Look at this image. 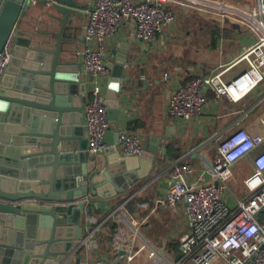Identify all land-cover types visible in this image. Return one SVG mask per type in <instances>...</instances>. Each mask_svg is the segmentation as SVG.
Here are the masks:
<instances>
[{
    "label": "water",
    "instance_id": "water-1",
    "mask_svg": "<svg viewBox=\"0 0 264 264\" xmlns=\"http://www.w3.org/2000/svg\"><path fill=\"white\" fill-rule=\"evenodd\" d=\"M53 1L62 17L53 15L61 29L51 33L57 44L49 51L48 42L33 46L34 33L23 29L32 0H0V55L6 48L12 53L0 86V264H80L83 220L102 217L129 196L121 179L131 186L150 181L160 154L168 152L162 138L151 136L142 155H121L111 130L102 153L88 151V133L80 126L86 88L80 75L66 74L69 65L61 60L64 44L71 42L70 17H81L88 5ZM126 54L121 49L110 65L111 123L121 114L117 94L127 76ZM82 131L85 137L78 140Z\"/></svg>",
    "mask_w": 264,
    "mask_h": 264
},
{
    "label": "built area",
    "instance_id": "built-area-1",
    "mask_svg": "<svg viewBox=\"0 0 264 264\" xmlns=\"http://www.w3.org/2000/svg\"><path fill=\"white\" fill-rule=\"evenodd\" d=\"M41 0H32L35 6ZM180 0H96L88 11L84 27V44L76 51L87 76L89 98L83 109L84 126L88 133V151L93 155L102 153L107 147L106 136L111 130L109 107L105 89L110 81L107 65V42L114 37L123 24L132 21L139 40L154 43L159 35L173 26L177 20L175 7ZM223 6V23L231 16L241 20L258 37L257 42L244 49L242 57L222 64L209 76L198 75L174 92L168 108V115L177 120L190 121L203 113L206 93L213 91L217 99L227 97L240 101L264 81V0H204ZM55 1L47 2L54 5ZM190 8V7H187ZM221 20V19H220ZM240 24V23H239ZM12 58L6 48L0 55V86ZM242 61L248 68L226 81L224 75ZM165 79L169 74H165ZM146 79V76H143ZM118 147L121 155L140 156L144 152L143 140L137 133L126 129L118 130ZM116 145V146H117ZM259 142L239 124L231 126L219 138L217 154L208 170L210 180L201 178L191 181L195 166L178 158L170 170V184L163 198L155 201L157 206L178 209L185 206L187 230L179 237L181 255L174 263L168 264H264V150L253 152ZM250 158L253 172L242 182L243 197L232 191L237 185L235 167L243 159ZM228 191L233 194L232 202ZM113 207L106 217L91 227L88 235L81 240L84 244L95 245V236L104 223L119 218L130 226L117 227L112 237L113 250L122 254L128 262L133 260L137 230L131 228L134 214L128 203ZM151 201L137 202L135 207L148 209ZM124 215V216H123ZM87 264H113L103 259Z\"/></svg>",
    "mask_w": 264,
    "mask_h": 264
},
{
    "label": "crops",
    "instance_id": "crops-1",
    "mask_svg": "<svg viewBox=\"0 0 264 264\" xmlns=\"http://www.w3.org/2000/svg\"><path fill=\"white\" fill-rule=\"evenodd\" d=\"M43 1H39L35 6L31 5L25 17L23 29L27 33H34L33 46L39 48V42H48L44 48L51 51L57 44L55 36L51 33L59 32L61 29L60 20L53 15L62 16L58 14L54 5H47V2L53 0H45V3ZM79 1L87 4L88 8L81 10L83 13L81 17L71 15V26L66 34L71 42L64 44L65 53L61 55V60L69 65L66 74L70 77L78 75L82 77L86 88L81 100L83 112L90 90L82 62L77 57L76 51L84 44V27L88 20V11L92 9L96 0ZM201 1L204 2V0ZM179 2L186 7L196 8L202 13L213 16H219L223 11L221 6L222 11L218 15L213 14L205 8V4L197 0H180ZM216 21L217 23L206 22L201 26L202 40L194 46L191 42H184L187 47L185 55L176 54L178 44H175L176 49L167 55L171 43H169L170 37L175 34L173 27L176 23L167 28L164 34L159 35L154 43L139 40L132 21L123 24L117 34L108 40L107 65L110 69V81L105 89L106 95L115 71V68L110 65L115 64L121 49L127 50V61L124 67L127 76L121 79V91L117 94L121 114L118 121L111 123V136L118 134L121 128L139 134L143 143L151 136H156L162 138L163 146H168V152L167 155L160 154L157 173L150 181L135 183L131 186L126 184L127 181L124 178L120 180L121 186H125L124 191L128 190L130 194L122 195L114 203L115 206L135 196L128 203V209L135 215L131 228L137 230L133 260L128 262L122 254L113 250L111 231L113 225L130 229L128 223H121L119 218H116L104 223L95 236L94 246L89 243L80 248L79 253L85 255L80 264H87L97 259L110 261L113 264L176 262L181 254L179 237L187 230L185 206L181 204L175 210L157 206L155 203L156 200L164 197L169 188L173 161L182 158L195 166L196 172L191 181L201 178L210 180L208 170L212 167L217 154L219 138L236 124H239V128L246 129L259 142V147L253 155L264 150V81L238 102L227 97L217 99L215 93L209 90L206 93L203 113L190 121L173 119L168 115V108L177 88L198 75L214 74L222 64L239 60L244 49L257 42L258 37L247 25L233 21L225 23ZM188 53L194 57L191 58L192 60L189 59ZM164 55H167L166 58ZM247 68L248 62L242 61L229 70L224 78L230 81ZM166 73L169 74L168 79L164 77ZM143 76H146V79ZM80 126L85 127L84 116L81 118ZM84 134L82 131L77 139L85 137ZM118 149L121 150V147L119 146ZM252 172L250 158L241 160L235 167L237 184L242 183ZM144 201H151L150 208L139 209L130 206L132 202L136 205L137 202ZM109 210L111 208L102 217L94 216L92 219L83 220L84 238L91 227L106 217Z\"/></svg>",
    "mask_w": 264,
    "mask_h": 264
},
{
    "label": "rangeland",
    "instance_id": "rangeland-1",
    "mask_svg": "<svg viewBox=\"0 0 264 264\" xmlns=\"http://www.w3.org/2000/svg\"><path fill=\"white\" fill-rule=\"evenodd\" d=\"M249 3H251L252 6L256 5L255 0H249ZM175 9L177 13L176 25H174L173 27L175 28V34H173L170 37L169 43L170 42L171 43L169 44V51H167V55H170L171 51L176 49V47H174L175 44H178V49L176 50V54L185 55L187 47H185L184 42L185 41L191 42L192 46H194L200 40H202L201 38L203 36L201 35L200 28L201 26H203V24H206V22H212L213 20L215 21L219 20L220 22H223L220 16H213L211 14H205L197 10L196 8H187V7H182L180 5H177ZM230 20L233 22L243 23L241 22V20L237 21L238 18H235L234 16H231ZM188 55H189V59L194 58L193 56H190L189 53ZM166 56L164 55L165 58ZM231 187H232L231 188L232 191L236 195L240 196L241 198L243 197L242 183H240L239 185L238 184L232 185ZM228 195L230 197V202H232V199H231L233 198L232 192L228 191ZM186 264H193V263L187 262Z\"/></svg>",
    "mask_w": 264,
    "mask_h": 264
},
{
    "label": "bare ground",
    "instance_id": "bare-ground-1",
    "mask_svg": "<svg viewBox=\"0 0 264 264\" xmlns=\"http://www.w3.org/2000/svg\"><path fill=\"white\" fill-rule=\"evenodd\" d=\"M197 1L201 2L202 4H205V8L209 9L211 11V13L216 14V15H218V13L220 12V10L222 8L221 7L222 5H218V4L214 5V4L209 3L207 1L203 2L201 0H197Z\"/></svg>",
    "mask_w": 264,
    "mask_h": 264
},
{
    "label": "trees",
    "instance_id": "trees-1",
    "mask_svg": "<svg viewBox=\"0 0 264 264\" xmlns=\"http://www.w3.org/2000/svg\"><path fill=\"white\" fill-rule=\"evenodd\" d=\"M212 22H213V23H217V21H215V20H213ZM134 129H135V128H134ZM130 206H131V207L135 206V202H132V203L130 204ZM116 228H117V226H116V225H113V227H112V229H111V231H112V235H113L114 232L116 231Z\"/></svg>",
    "mask_w": 264,
    "mask_h": 264
}]
</instances>
